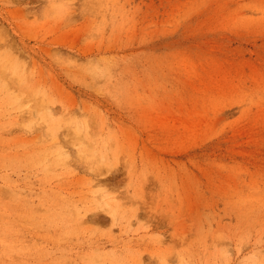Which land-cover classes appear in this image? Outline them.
Instances as JSON below:
<instances>
[{
	"label": "rangeland",
	"instance_id": "1",
	"mask_svg": "<svg viewBox=\"0 0 264 264\" xmlns=\"http://www.w3.org/2000/svg\"><path fill=\"white\" fill-rule=\"evenodd\" d=\"M0 264H264V0H0Z\"/></svg>",
	"mask_w": 264,
	"mask_h": 264
}]
</instances>
